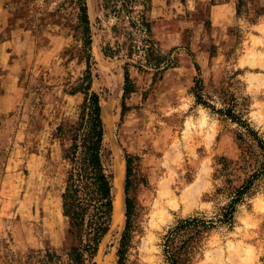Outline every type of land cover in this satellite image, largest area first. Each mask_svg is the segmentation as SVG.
Listing matches in <instances>:
<instances>
[{
	"label": "rangeland",
	"instance_id": "374dc122",
	"mask_svg": "<svg viewBox=\"0 0 264 264\" xmlns=\"http://www.w3.org/2000/svg\"><path fill=\"white\" fill-rule=\"evenodd\" d=\"M226 1L149 0L146 35L108 14L101 0H85L102 160L113 183L121 182V211L113 213L96 264H115L125 156L131 167L125 264H164L166 229L191 214L211 216L258 165L253 141L238 139L242 129L215 109L228 107L264 139V0H240L237 14L236 1L229 0L231 10ZM76 15L75 0H0V264H22L67 245L59 202L65 144L53 132L75 121L82 98L69 88L84 70ZM146 37L173 57V66L159 73L136 67L143 63L136 48ZM116 46L111 57L103 54ZM124 62L132 91L120 114ZM195 77L209 107L189 91ZM191 264H264V172L237 204L232 225L204 234Z\"/></svg>",
	"mask_w": 264,
	"mask_h": 264
},
{
	"label": "trees",
	"instance_id": "16d2710c",
	"mask_svg": "<svg viewBox=\"0 0 264 264\" xmlns=\"http://www.w3.org/2000/svg\"><path fill=\"white\" fill-rule=\"evenodd\" d=\"M235 1L234 8L237 14L240 0ZM75 5L77 15L74 38L80 42L77 53L83 58L84 70L69 88L71 93L78 92L82 98L75 121L57 125L53 132L54 137L65 144L62 149V159L66 160L67 167L59 192V202L60 214L65 221L67 245L58 252L46 249L42 254L30 255L22 264H96L94 256L113 216V177L105 169L102 160L104 130L99 97L90 89L92 61L89 53V21L85 0H75ZM100 5L116 20L125 19L130 27L148 35L149 22L145 12L148 10L149 0H101ZM141 41V45L137 46L136 50L140 47L143 63L138 64L137 68L148 66L154 69V73H159L174 65L173 57L160 54L152 39L146 37ZM117 50L118 46L115 49L104 47L102 52L105 56L111 57ZM126 65L128 63L124 62L120 114L124 110L123 98L132 91ZM200 89L199 80L195 77L189 91L195 103L209 107L202 101ZM215 112L242 129V132L237 134V138L242 139L244 135L253 141L260 160L256 169L238 186L230 189L227 201L218 206L211 216L191 214L175 220L166 229L160 242V253L164 264H191L204 234L218 224L226 227L232 225L237 204L250 193L253 183L259 180L264 172V139L244 119L231 113L228 107L217 108ZM130 171V157L125 156L124 221L115 250V264H125L124 256L129 242L131 200L126 193Z\"/></svg>",
	"mask_w": 264,
	"mask_h": 264
},
{
	"label": "bare ground",
	"instance_id": "6f19581e",
	"mask_svg": "<svg viewBox=\"0 0 264 264\" xmlns=\"http://www.w3.org/2000/svg\"><path fill=\"white\" fill-rule=\"evenodd\" d=\"M101 115H102V107H101ZM102 118H103V115H102ZM114 186H113V193H114V209H113V213L116 215L119 211H121V204L118 203V200H117V193L121 187V182H118L117 179L114 180ZM112 221H113V216H112Z\"/></svg>",
	"mask_w": 264,
	"mask_h": 264
},
{
	"label": "crops",
	"instance_id": "0c3cea01",
	"mask_svg": "<svg viewBox=\"0 0 264 264\" xmlns=\"http://www.w3.org/2000/svg\"><path fill=\"white\" fill-rule=\"evenodd\" d=\"M226 3H227L228 5L231 4L230 7H228V8H230V10L233 9V5H232V3H231L229 0L226 1ZM214 8H215V7H214L213 5L210 6V9H209L210 12H213ZM219 8H222V7L219 6Z\"/></svg>",
	"mask_w": 264,
	"mask_h": 264
}]
</instances>
